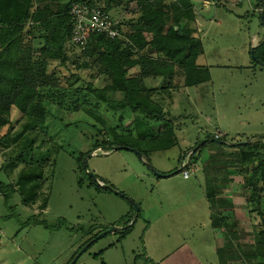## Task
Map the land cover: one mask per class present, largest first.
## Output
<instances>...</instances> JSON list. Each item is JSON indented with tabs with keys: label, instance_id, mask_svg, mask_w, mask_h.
I'll list each match as a JSON object with an SVG mask.
<instances>
[{
	"label": "rangeland",
	"instance_id": "rangeland-1",
	"mask_svg": "<svg viewBox=\"0 0 264 264\" xmlns=\"http://www.w3.org/2000/svg\"><path fill=\"white\" fill-rule=\"evenodd\" d=\"M197 1L191 0L194 11L200 7ZM222 1L199 8L202 25L190 22L198 29L203 45L198 63L209 66L211 80L185 86L183 70L177 68L171 84L176 87L171 92L174 95L185 87L176 102L166 94L155 97L167 116L151 124L160 136L172 127L175 144L166 148L163 141L144 142L134 133L126 141L140 147L145 152L143 158L126 148L104 146L112 138L113 129L125 133L133 128L130 122L137 113L127 108L112 109L105 103L96 107L94 98L90 108L81 106L87 85L103 88L108 81L97 68L78 67L88 59L82 49L68 43L66 65L56 60L49 63V76L39 88L52 99L47 104L44 127L24 133L17 142L10 139L0 144V181L16 188L8 203L0 193V264H68L88 238L114 226L119 230L95 241L76 264H219L216 249L224 242V233L212 226L207 198V187L216 181L212 175L215 170L205 168L214 150H203L197 160L200 171L188 179L180 170L182 160L196 142L221 133L217 129L228 133L225 138L230 143L232 138L246 141L252 136L249 140L257 141L264 135V66L255 63L251 55L252 48L264 39L260 1ZM135 3H111L109 15L117 26L119 19L124 21L123 33L131 29L126 22L140 14ZM98 5H107V0H98ZM262 7L264 10V0ZM41 43L37 34L33 39L35 50ZM148 52L146 48L144 53ZM145 83L168 85V79L162 83L148 77ZM21 116L14 106L9 123L0 128V138L8 131L16 136L23 130L27 119ZM27 137L34 139L29 157L50 156L44 168L34 163L26 165V173L36 175L41 171L43 177L35 182L19 178L25 162L16 157ZM83 153L91 154L81 159ZM153 169L173 174L159 178ZM91 171L124 196L98 189L89 179ZM233 173L234 182L224 192L231 195L236 210H222L220 217H234L244 237L241 240L249 242L259 227L246 203V187L253 178L241 171ZM28 195L31 198L27 200ZM46 199L48 206L44 207ZM31 217L45 220L47 226L28 225ZM127 223L133 227L123 235L121 229ZM82 228H92L91 233L86 235Z\"/></svg>",
	"mask_w": 264,
	"mask_h": 264
},
{
	"label": "trees",
	"instance_id": "trees-1",
	"mask_svg": "<svg viewBox=\"0 0 264 264\" xmlns=\"http://www.w3.org/2000/svg\"><path fill=\"white\" fill-rule=\"evenodd\" d=\"M115 1L117 0H107V5L100 6L98 0H0V128L9 123L14 106L21 111V118L27 119L19 134L11 136L8 131L0 138V144L10 139L17 142L24 133L44 127L48 114L47 104L52 99L42 94L39 88L49 76L48 66L51 61L56 60L66 65L68 43L82 49V54L88 58L77 64L79 68H97L108 80L103 88L95 87L92 83L87 85L81 106L90 108L91 99L94 98L97 100L96 107L97 104L105 103L112 109L127 108L137 113L130 122L133 128L125 133L113 129L112 138L104 144L105 147L127 145L143 152L144 157L145 152L140 147L126 141L134 133L144 142L163 141L166 148L175 144V130L172 127L166 128L160 136L161 133L156 135L157 131L151 125L153 122L164 121L167 113L153 99L154 92L163 87L149 88L145 78L173 79L177 68H180L183 70L184 85L193 86L211 79L209 70L197 64L203 45L196 29L190 24L196 17L191 0H132L136 2L135 9L140 14L126 22L130 24L129 31L123 33L124 21L119 19L120 35L117 38L92 33L84 47L74 44L71 7L75 3H87L109 14L111 3ZM259 1L258 6L263 8V1ZM262 14L264 10L261 11ZM37 34L42 43L35 50L33 39ZM146 48L149 49L148 53H144ZM156 52L157 56L154 55ZM255 54L258 60L264 62V39L255 47ZM251 137L247 136L244 140ZM259 137V140H249L244 145L234 144L243 140L232 138L233 145H227L214 142L215 137L208 135L204 141H198L190 148L196 149L192 155L195 162L203 150H214L205 161V168L211 167L217 172L212 174L216 181H212V185L207 187V198L210 202L212 226L223 229L224 233V242L216 249L219 264H264V141L261 139L264 135ZM216 139L229 141L225 137ZM33 145L34 139L27 137L16 157L17 161L25 162L19 175L20 180L27 178L30 182H35L34 179L41 176V171L31 175L35 173L24 172L28 167L26 165L34 163L35 166L44 168V162L50 157L49 153L40 159L29 157L34 151ZM99 146L96 143V147ZM91 153H83L80 158ZM54 167L55 160L52 168ZM236 171L253 178L246 187V203L250 215L258 220L259 227L253 231V240L249 242L241 240L244 237L234 217H220L222 210H236L235 202L224 192L227 184L234 180L233 172ZM216 174L222 175V178L219 180ZM89 179L98 189L111 191L100 182L110 184L95 173L94 176L89 173ZM20 185L25 187V183L20 182ZM15 191L12 183L0 181V193L4 195L6 203ZM30 198L31 195L25 197L27 200ZM45 203L43 206H48V199ZM32 223L47 226L45 220L38 221L33 217L27 220L28 225ZM132 227L133 224L127 223L121 229L123 235L129 233ZM82 229L86 235L92 230ZM93 237L88 238L83 246Z\"/></svg>",
	"mask_w": 264,
	"mask_h": 264
},
{
	"label": "built area",
	"instance_id": "built-area-1",
	"mask_svg": "<svg viewBox=\"0 0 264 264\" xmlns=\"http://www.w3.org/2000/svg\"><path fill=\"white\" fill-rule=\"evenodd\" d=\"M259 10L262 11V8ZM70 14L73 23L72 41L77 46L84 47L90 40L92 33H102L109 38H117L120 35L116 20H113L108 13L99 7L87 3H75L71 7ZM220 136L223 134L217 133L215 138L219 139ZM193 153L194 151L190 150L187 157L185 156L182 160L181 171L186 179L197 174L201 169L200 165L193 161Z\"/></svg>",
	"mask_w": 264,
	"mask_h": 264
},
{
	"label": "water",
	"instance_id": "water-1",
	"mask_svg": "<svg viewBox=\"0 0 264 264\" xmlns=\"http://www.w3.org/2000/svg\"><path fill=\"white\" fill-rule=\"evenodd\" d=\"M261 1H263V0H261ZM261 19H262V22L264 23V14L261 15ZM255 47H256V46H254V47L252 48V50H251V55H252V57H253V60L257 61L259 64H261V65L264 66V62H262L261 60H258V58L256 57V54H255ZM213 141H214V142L224 143V144H227V145H233V143H230V142H228V141H223V140H217L216 138H214ZM248 142H249V140H246V141L236 142V143H234V144H236V145H244V144H246V143H248ZM119 148H126V149H129V150H132V151L136 152L141 158H143V153L140 152L139 150H137L136 148H133V147H130V146H127V145L120 146ZM193 151H196V149H193ZM84 167H86V166L84 165ZM86 168H87V167H86ZM180 170H181V169H180ZM153 171H154L155 175H156L157 177H159V178H160V177H168V176H171V175L173 174V173H170V174H167V173H161V172H159V171H157V170H155V169H153ZM178 171H179V170H178ZM178 171H175L174 173H177ZM90 175H91V176H94V173L91 171V172H90ZM100 183H101V185H103L105 188L110 189L112 192L124 196V193H122L121 191L115 189L113 186H111V185H105L103 182H100ZM138 209H139V208H138ZM117 230H119V228H118L117 226H114V227H112L111 229H108V230H104V231H102L99 235H97L95 238H93L92 240H90L86 245H84V247H82L81 251L78 253L77 256H75V257L73 258V260L70 262V264H75V263L77 262L79 256H80L83 252H85V251H86V250H87V249H88V248H89V247H90L95 241H97L98 239L102 238V237L105 236L106 234L111 233V232H115V231H117Z\"/></svg>",
	"mask_w": 264,
	"mask_h": 264
},
{
	"label": "crops",
	"instance_id": "crops-1",
	"mask_svg": "<svg viewBox=\"0 0 264 264\" xmlns=\"http://www.w3.org/2000/svg\"><path fill=\"white\" fill-rule=\"evenodd\" d=\"M236 2H239V1H237L236 0ZM197 3H198V6L200 5V7H197L196 6V10L194 11L195 13H196V17H195V21H196V25H198V26H200V25H202V23L200 22V20L198 19V15L200 14V10H199V8H203V7H209L211 4H215V5H219V4H223V1L222 0H198L197 1ZM198 11V12H197ZM195 29H196V31H198V29L194 26V25H192ZM258 45V44H257ZM256 45V46H257ZM203 53V52H202ZM253 61H255V60H253ZM258 63V62H257ZM197 64L198 65H201V66H203V67H205V68H207L208 70H209V72H210V69H209V66H206V65H204V64H200V63H198V59H197ZM211 74V73H210ZM150 78H153V79H160L161 80V82L162 83H164V78L163 77H157V78H154V77H150ZM211 80V79H210ZM168 82H169V85H146L147 87H149V88H161V87H163V88H161V89H158V90H156L155 92H154V94H153V99L155 100V101H157L156 99H155V97H158V96H165V94L166 95H168V97H169V100L171 99V98H173V100L176 102V99L178 98L179 99V94H180V91H181V89L182 88H184L185 86H187V85H185L184 87H180L178 90H176L175 92H174V95H173V93L171 92V90L173 89V88H175L176 86H173V85H171L172 84V82H173V79H169L168 80ZM164 94V95H163ZM159 103L161 104V102L159 101ZM175 104V103H174ZM162 105V104H161ZM171 121L173 120V119H170ZM174 121V120H173ZM216 132H221V134H223V136L224 137H226L227 135H228V133L226 132V131H221L220 129H217V131ZM232 143V142H231ZM196 144V143H195ZM194 146V145H193ZM193 146H191V147H193ZM233 178H234V176H233ZM232 182H234V180L232 181ZM232 182L230 183V184H232ZM228 185V184H227ZM229 192H230V190H229ZM229 196H231V195H229Z\"/></svg>",
	"mask_w": 264,
	"mask_h": 264
}]
</instances>
